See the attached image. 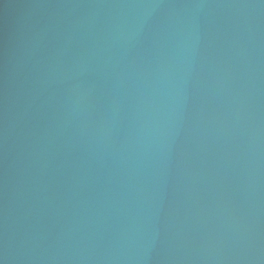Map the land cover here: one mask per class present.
<instances>
[{
    "label": "water",
    "instance_id": "1",
    "mask_svg": "<svg viewBox=\"0 0 264 264\" xmlns=\"http://www.w3.org/2000/svg\"><path fill=\"white\" fill-rule=\"evenodd\" d=\"M0 264H264V0H0Z\"/></svg>",
    "mask_w": 264,
    "mask_h": 264
}]
</instances>
